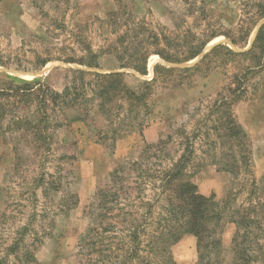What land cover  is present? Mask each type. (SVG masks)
<instances>
[{
    "label": "rangeland",
    "instance_id": "obj_1",
    "mask_svg": "<svg viewBox=\"0 0 264 264\" xmlns=\"http://www.w3.org/2000/svg\"><path fill=\"white\" fill-rule=\"evenodd\" d=\"M259 5L264 0H0V264H123L135 229L141 244L131 264H197V238L191 234L171 246V263L166 253L149 251L151 236L165 224L162 172L184 152L199 192L231 206L221 223V264H232L236 225L231 212L257 204L264 220V71L248 74L247 92L233 105L250 159L235 177L225 170L231 166L225 163L231 148L219 137L224 131L216 102L237 86L235 76L247 59L211 50L220 43L242 50L229 37L244 36L264 11ZM140 31L155 33L160 48L177 57L187 54L188 44L218 36L184 63L168 64L151 54L143 75L120 68L117 58L124 51L130 58L144 45ZM90 50L98 67L65 61L79 60ZM157 63L197 66L159 80L137 120L118 125L119 120L106 118L99 101L91 100V86L86 101L67 107L48 101V129L41 138L23 124L42 97L27 96L23 80L40 79L61 92L69 68L124 71L129 86L140 89L155 77ZM113 93L109 112L120 102ZM141 160L143 166H132ZM117 168L122 196L101 209L96 194L110 186Z\"/></svg>",
    "mask_w": 264,
    "mask_h": 264
},
{
    "label": "trees",
    "instance_id": "obj_2",
    "mask_svg": "<svg viewBox=\"0 0 264 264\" xmlns=\"http://www.w3.org/2000/svg\"><path fill=\"white\" fill-rule=\"evenodd\" d=\"M258 7L259 9L264 8L263 5ZM260 13L261 15L253 20L252 26L248 28L244 36L239 39L228 36L231 43L234 46L241 47L242 50H236L223 43L217 44L211 50V52L216 49L217 51L224 50L234 58L247 59L244 70L235 76V84L237 86L230 87L228 96H222L216 102L219 129L222 128V131H224V133L219 134V137L224 140L223 143H227L231 148L230 154L225 160V163L231 166L225 168V170L233 173L235 177L239 175L243 167H249L250 159L248 154H245L247 134L234 115L233 105L242 99L247 92L245 81L248 79V74L264 71V20L260 22L264 18V11ZM257 25L259 27L254 39L247 48L250 36ZM140 33L146 37L147 41H144V45L139 48L136 54L127 58L125 56L126 51H124L123 54H117V58L120 68L135 70L143 75L148 74V61L151 54L159 55L168 64L184 63L201 54L207 43L215 36H218V34H213L201 43L193 44L194 46L188 44L187 54L183 57H177L173 50L160 48L161 44L157 38L158 36L152 31H140ZM120 38L123 39L124 36L122 35ZM86 55L79 60L68 58L65 61L78 62L87 67H98L97 54L90 50ZM209 55L210 52L205 54L200 62ZM48 61H43L42 65H46ZM196 66L174 67L157 63L154 66L155 77L151 80L143 81L140 89L129 86L125 80L124 71L101 73L81 68H69L66 84L61 92L51 88L47 82L45 83V81L40 79L34 81L23 80L21 86H27L22 88L27 96L42 95L41 98L37 97L40 101L36 106V113L31 116L26 114L23 124L31 129L37 138H41L42 135H45L44 130L48 129V113L46 110V105H49L48 101L52 105L62 103L63 106H71L78 102L80 98V100L86 101V89L93 86L92 91L94 94L91 100L94 99V103L99 101V108L102 109L101 111L106 118H115L119 120L117 122L118 125H126L137 120L141 111L148 108V98L159 80L169 79L167 77H170L175 72H178L181 76L182 73L191 71ZM88 74L97 78L96 82L88 80L86 78ZM95 84L97 86L94 87ZM113 91H117L120 102L114 107L115 110L111 109V112H109L107 105L110 104L111 96L115 94ZM124 103H126V106ZM111 123H114V119L111 120ZM150 146H154V144ZM235 147H237V150ZM189 162L190 156H188L187 152H184L174 162L172 167L162 172L160 188L166 201L164 205L166 212L165 224H161L163 229L151 236L149 251L161 252L162 255L166 253L168 262L171 263L172 259L169 253L171 246L181 240L186 234H191L197 238V250L199 253L197 264H221V253L223 250L221 223L231 206H229L228 201L218 202L213 197H207L199 192L197 184L189 177L190 175L187 171ZM143 163L144 161L142 160L133 162L132 166L140 168ZM120 171V168H117L108 188H100L98 190L95 202L101 209L107 207V202L113 203L118 197L122 196L120 185L123 182V177ZM135 183L138 184V180H135ZM257 206V204H250L248 207L240 206L234 212H231L233 222L236 225L232 238V264H256L259 259L264 264V220H261L257 215ZM113 209L114 205L110 207L111 211ZM129 234V244L133 245V247L122 256L123 264H131L133 260L139 258L138 248L141 244V235L136 229L135 231L130 230Z\"/></svg>",
    "mask_w": 264,
    "mask_h": 264
},
{
    "label": "water",
    "instance_id": "obj_3",
    "mask_svg": "<svg viewBox=\"0 0 264 264\" xmlns=\"http://www.w3.org/2000/svg\"><path fill=\"white\" fill-rule=\"evenodd\" d=\"M260 25V24H259ZM259 27V26H258ZM255 35V34H254ZM254 35H253V38H252V40L254 39ZM252 40L250 41V43L252 42Z\"/></svg>",
    "mask_w": 264,
    "mask_h": 264
}]
</instances>
